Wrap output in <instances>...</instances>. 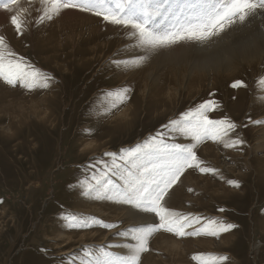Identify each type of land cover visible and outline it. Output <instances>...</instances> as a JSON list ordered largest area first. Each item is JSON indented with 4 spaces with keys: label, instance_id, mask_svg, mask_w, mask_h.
Returning <instances> with one entry per match:
<instances>
[{
    "label": "rangeland",
    "instance_id": "obj_1",
    "mask_svg": "<svg viewBox=\"0 0 264 264\" xmlns=\"http://www.w3.org/2000/svg\"><path fill=\"white\" fill-rule=\"evenodd\" d=\"M21 6L27 8V19L32 21L24 34L15 33L10 13L4 10L0 12V34L6 36L15 53L54 79L48 88L33 90L0 82V264H81L86 259L85 248L101 246H111L108 250L125 255L127 250L119 245L133 243L130 237L114 233L113 237L117 236L118 240L101 242L87 236L89 240L84 244H79V238L82 233L113 229L117 233L147 221L119 217L110 222L99 213L86 211L89 205H100L114 213L127 206L135 208L86 196L79 182L90 178L93 172L105 170V163L111 165L112 157L106 153H117L119 157L122 150L134 148L158 132L165 134L169 144L193 143L190 137L171 133L164 125L208 100L218 105L208 112L209 119L230 118L237 128L226 139L239 137L244 143L226 148L222 142L206 139L198 144L197 156L217 172L187 169L170 190L166 205L202 218L200 224H194L187 231L200 228L208 218L238 227L218 238L208 235L178 238L161 231L181 241L182 251L156 246L158 233L151 239L150 250L143 254L141 264H145L147 255L152 264H200L193 257L207 253L227 255L230 259L225 264H264V124L252 123L264 120V88L258 83L264 77V63L243 64L232 75L216 76L213 85L204 83L199 92L197 88L189 91L182 87L173 98L152 96L149 90L142 92L146 88L142 83L147 72L160 71V76L156 75L164 83L163 91L169 86L180 87L171 77L172 65L160 56L171 47L147 53L146 61L139 67H117L114 60L132 61L145 55L127 33L119 44L120 38L104 35L109 23L101 21L104 30L100 36L88 24L80 23L78 13L73 19H67L64 12L51 21L36 23L39 2L21 3ZM55 39L61 40L58 47L53 43ZM186 42L176 44L177 48L191 43ZM195 56L188 54V59ZM237 80L244 81L246 87L233 88ZM121 87L129 90L127 100L106 112V105L101 103L102 94ZM44 96L46 105H50L49 114L42 118V111L20 112L19 103L31 109V101ZM128 106L132 107L130 112L133 109L130 116L117 118L120 110ZM88 140L97 141V146L85 147ZM206 146L215 148L210 156L204 152ZM117 163L122 161L117 158ZM186 175L193 180L183 183ZM112 179L116 184H123L119 176ZM230 180L238 181L240 186H232L228 183ZM189 188L193 191H188ZM220 208L224 211H219ZM70 210L84 218L95 216L117 227L106 229L93 224L71 228L64 219ZM149 216L158 223V217L151 213ZM57 232L74 239L63 246L66 243L63 239H55ZM201 240L204 241L201 243ZM63 251L69 253L60 254Z\"/></svg>",
    "mask_w": 264,
    "mask_h": 264
},
{
    "label": "snow or ice",
    "instance_id": "obj_2",
    "mask_svg": "<svg viewBox=\"0 0 264 264\" xmlns=\"http://www.w3.org/2000/svg\"><path fill=\"white\" fill-rule=\"evenodd\" d=\"M31 3V0H28ZM0 9L10 13V23L17 35H23L32 21L27 19V8L21 0H0ZM77 10L100 17L104 22L119 25L128 30L127 36L135 41V46L144 50L132 61L114 60L119 67L141 66L147 53L164 49L185 41L206 42L219 36L233 26L250 24L256 17H264V0H39V14L36 23H44L59 17L65 10ZM54 78L35 67L25 58L15 53L6 36L0 34V81L7 85L33 90L48 88ZM258 83L264 88V77ZM233 88L246 87L244 81L237 80ZM127 88H116L104 92L101 103L110 112L123 104L128 98ZM218 105L208 100L195 108L183 112L178 119L169 121L165 128L171 133L190 137L193 143H167L165 134L158 132L134 148L122 150V155L106 153L112 157L111 165L104 164L103 171L93 172L91 177L79 182L84 195L98 200H113L131 205L144 213L154 214L158 223H144L133 226L115 235L130 237L133 243L119 245L127 250L119 255L108 250L111 246L96 249L85 248L81 264H141L142 256L150 250L151 239L161 231L178 238L208 235L219 237L230 232L238 225L208 218L207 223L193 231L194 224L201 223V217L182 213L166 205L170 190L180 181L187 169L195 168L201 173L217 172L205 166L195 151L198 144L206 139L222 142L231 148L244 141L226 139L234 132L237 124L230 118L209 119L208 112ZM264 124V120L252 121ZM119 158L122 163H117ZM95 168V165H92ZM119 176L123 184H116L112 177ZM234 187L239 182L228 181ZM188 191H193L191 188ZM223 212L224 209L220 208ZM64 219L71 228L91 227L98 224L104 228H116V224L105 223L95 216L84 218L75 211H67ZM200 264H225L230 258L221 254H200Z\"/></svg>",
    "mask_w": 264,
    "mask_h": 264
},
{
    "label": "bare ground",
    "instance_id": "obj_3",
    "mask_svg": "<svg viewBox=\"0 0 264 264\" xmlns=\"http://www.w3.org/2000/svg\"><path fill=\"white\" fill-rule=\"evenodd\" d=\"M33 1L39 2V0H31V2H33ZM21 3L27 4L29 2H28V0H21ZM35 7H36V5H35ZM1 11H3V9H0V12ZM64 12H66L65 16H68L67 19H73V18H76L77 16L81 17V19H82V22L80 21L81 24H84V23L88 24L89 28H91L90 29L91 31L97 32L98 35L101 36L100 33L103 32L104 28H102L103 27L101 24L102 19L100 17L94 16V15L89 14V13H84V12H80L77 10H72V9L65 10ZM77 13H78V15H77ZM74 14H76L77 16H74ZM68 22H67V25H68ZM74 24L77 25V23H74ZM71 25H73V24H71ZM78 25H79V23H78ZM70 27H72V26H70ZM106 27H107V29H106L107 32H104V35L107 36V34L108 35L110 34L109 36L111 38H114V37L120 38L119 44H121L120 42L122 41L125 33H127L128 30H126L122 27H119L118 25L112 26L110 24H107ZM123 30H126V31H123ZM70 31L72 32V30H70ZM69 36H71V35H69ZM45 40L47 41L48 39L45 38ZM60 41H59V39H55V40H53V43L56 44L58 47L60 44ZM182 43L184 44V42H182ZM186 43L188 44V41ZM188 54H191V55L196 54V56L194 59H188ZM160 56H162V58H164L170 65H172L171 77L176 80L175 83L178 82V84H180V87L169 86V89L166 88L167 90L163 91L161 89V87L164 86V83H161L159 80V76H160L159 72L160 71L159 72L157 71L158 73L157 72L155 73L154 71H152V72H147L145 74V79L143 80L142 84L145 85L146 88H144V87L142 88L143 93L146 92L147 90H149L152 96L155 95V96H161V97L164 96L166 98L167 97L170 98V96L175 97V94L179 93L178 91L182 87L186 90H189V91L192 90L193 88H197L198 92H199L203 89L204 83H210L211 82L213 85L214 81L216 80V76H219V75L225 74V73L232 75L231 73L239 71L243 64H247L248 66H254V65L259 66V64L264 63V17H256L255 19L252 20V22L250 24H247V26H241V27L233 26V28L227 29L225 32L221 33L219 36L212 37L210 40H208L206 42L191 41V43L189 45H187L186 47L180 46L179 48H177L176 45L174 48H172V46H171V49L166 50ZM166 61H164V62H166ZM189 63L191 65H189ZM156 74H159V76ZM161 81L163 82V80H161ZM162 88H164V87H162ZM147 94H149V93H147ZM54 97H56V96H54ZM12 101H13V99H12ZM46 101H47L46 96H44L40 99L37 98L36 100L35 99L32 100L30 103L31 109H29V108L26 109L24 104H22V102H21V103H19L20 104L19 110L21 113L24 112L25 110H27V111L31 110L33 113H36L38 111H42L41 114H42V118H43L44 114H49L48 112H50V109H49L50 105L47 103L49 105V107H48L46 105ZM7 104H9V103H7ZM42 105H46L45 109H42ZM12 106H13V104H12ZM131 108L132 107H129V106L124 107L117 114L118 115L117 118H120V119L128 118L130 116L129 114L132 113V111H133V109H132V111L130 112ZM14 117H16V116H14ZM119 122H121V121H119ZM97 144H98L97 141L94 142V141L88 140V142H86L84 144V146L89 148V149L90 148L94 149V147H96ZM214 149L215 148L212 146H206L204 148V152L207 156H210ZM93 155H95V153ZM192 180L193 179L189 175H186L184 180H183V183L191 182ZM88 210H90L89 212L93 211L97 214L99 213V214L103 215L106 218H109L110 222L118 220L119 217L122 219H126L128 221H135V220L136 221H144V222L147 221V223H152L153 221H155L154 217L149 216L150 213H144L141 210H139L137 212V211H135V209H132L128 206L125 207L124 209L121 208L120 210H116L118 213H114L111 210L107 211L106 209H104L100 205H98V207L89 205L86 211H88ZM106 231H100L99 233L94 232L92 234H87V235L85 233H82L81 237L79 238V240H80L79 244L86 243L87 240H89V239L85 238L87 236H90L91 240H98V241L100 240L101 242L102 241L107 242V240H109V239L110 240L113 239V241L118 240L117 236L113 237L114 233H116L115 229H113L109 232H108V230H106ZM56 234L57 235H56L55 239L61 238L66 242L65 244H63V246L69 244L74 239L73 237L62 236V234H60L59 232H57ZM203 241L204 240H201L200 242L202 243ZM154 244L156 246H162V247L166 246V248L169 247L170 250H177V251H179V250L182 251L181 246H183L181 241L176 240V237L166 235L165 233H160L156 237ZM67 253H69V251H63L60 254H67ZM177 254L179 255V253H177ZM177 254H175V255H177ZM144 261H145L144 262L145 264H152L153 263V260L150 258V255H147L145 257Z\"/></svg>",
    "mask_w": 264,
    "mask_h": 264
}]
</instances>
